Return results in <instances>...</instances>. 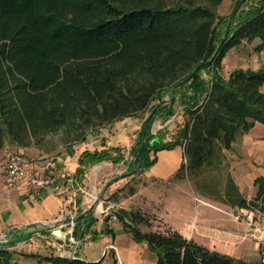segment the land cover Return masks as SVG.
<instances>
[{"label": "trees", "instance_id": "1", "mask_svg": "<svg viewBox=\"0 0 264 264\" xmlns=\"http://www.w3.org/2000/svg\"><path fill=\"white\" fill-rule=\"evenodd\" d=\"M222 3L0 0V151L7 142L28 147L62 129L82 131L76 138L81 143L86 130L151 108L131 150L134 167L142 164L138 176L157 163L158 152L182 147L185 160L173 179L188 178L202 195L233 208L264 212V176L255 180L257 195L250 200L231 174L222 188L205 177L208 169H219L224 152L241 136L264 125V66L222 75L232 49L259 41L256 49L264 50V0H235L227 17L217 12ZM173 89L176 99L168 107ZM176 105L187 121L165 142L152 134V126L174 117ZM123 159L117 147L86 151L80 161ZM137 191L131 188L128 197ZM111 197L118 202V193ZM88 213L91 217L93 210ZM115 215L125 232L147 244L156 264H262L212 251L141 208ZM83 222L80 218L79 228ZM14 243H0V264H21ZM39 259V264H94L53 254Z\"/></svg>", "mask_w": 264, "mask_h": 264}, {"label": "crops", "instance_id": "2", "mask_svg": "<svg viewBox=\"0 0 264 264\" xmlns=\"http://www.w3.org/2000/svg\"><path fill=\"white\" fill-rule=\"evenodd\" d=\"M259 52L261 55L264 50ZM255 66L249 65L243 69L258 70L264 65L255 64ZM228 76L225 75L224 77L228 78ZM262 91L264 92V86ZM131 124L130 121H123L119 124L117 127L119 132L114 137L106 135L104 130L97 131L95 136L91 138L92 144L86 140L74 146L73 150L67 152L63 157H55L57 159V174L67 176L69 182L63 183L62 181L58 186L46 189L38 200H29L24 196L21 189L12 188L17 191L15 192L17 193L15 196L16 218L12 220L11 216H8L3 221L4 223L0 221V237L9 234L11 242H15L11 248L21 254L40 256L42 252L47 251L50 254L58 255L51 241L67 235L66 222L70 218L78 215L84 220L83 215L87 213V217H89L85 219L86 223L83 222L80 227V232L84 235L81 243L106 244L103 247V257L108 254L113 255L116 264H156V255L149 250L147 244L135 241L131 234L123 230L119 221L108 219L107 216L93 211L91 217L95 222L90 224L93 219H90L91 217L88 215L91 210L88 192L95 190L103 203V197L108 198L124 187L125 184L118 182L119 178L135 169L131 150L133 145L135 147L137 143L139 128L133 132L129 129ZM117 147L121 150L127 148L129 157H126L122 151L124 159L119 163L112 161L92 163L87 161V163L81 164L80 160L86 151L95 152ZM178 149H181L180 156L175 154ZM235 150H238L240 155H236ZM225 152L232 160L230 174L240 191L244 196L245 193L256 196L255 180L264 176V125L257 123L253 129L241 136L229 151ZM131 159L133 160L131 161ZM184 160L182 147L158 152L157 163L140 174V177H143L147 183L145 187L158 188L161 193L155 198L144 196L145 204L143 205L134 203L141 194L140 190L133 196L123 198L122 203L114 201L111 204L121 206L126 210L141 208L148 211L173 230L179 231L187 239L194 240L212 251L227 254L243 261L249 257L256 259L255 262L261 261L260 248L254 240L247 237L248 234H251V229L245 221L235 219V214H244L247 209L233 208L197 193L188 179H173ZM122 163L128 164L125 174L109 178L101 190L97 186H92L91 190L85 189L84 186L88 183L86 170L90 165L101 164L112 169ZM2 171L4 170L2 169ZM3 176L6 179L5 172ZM130 177H134V175ZM112 180L118 181L107 187ZM174 191L177 192L176 196ZM79 192L83 193V197L78 200ZM10 221L12 223L9 225ZM42 224H47V227H40ZM18 227L23 228V231L17 232L16 228ZM66 228L67 231H65ZM30 237H34L32 249L28 248L30 246L28 244L21 252L20 244ZM19 238L22 241L17 242ZM68 247L69 250L72 245L69 244ZM21 254L17 256V260L21 264H27L25 261L28 258ZM77 258L83 259L79 255Z\"/></svg>", "mask_w": 264, "mask_h": 264}, {"label": "rangeland", "instance_id": "3", "mask_svg": "<svg viewBox=\"0 0 264 264\" xmlns=\"http://www.w3.org/2000/svg\"><path fill=\"white\" fill-rule=\"evenodd\" d=\"M235 8V0H223V3L217 7V12L223 16L227 17L230 16ZM259 44V41L255 42H245L242 46L232 49L229 51L225 58V63L223 64L222 74L229 75L231 71L238 69V68H246L247 66H253L256 67L255 64H263L264 65V53L261 55L260 52L256 49ZM255 70V69H254ZM169 99V96L166 97V100ZM157 102H155L156 104ZM151 108H149L147 111L131 116L128 118H124L122 120L116 121L112 124H109L105 127H100L97 129H89L86 130L85 137L86 140L90 141V144H92L91 138L95 136L97 131H103L106 135L110 137L117 136L118 130L117 127L119 124H121L123 121H130L132 124L129 126V129L131 131H136L138 128L139 133L142 131L144 122L147 120V118L151 115ZM187 117H185L182 113V110L179 105H176V115L168 120H165L163 118L157 119L152 127L153 132H157L158 136H160L165 142H169L170 140L175 139L182 126L186 123ZM167 124V125H166ZM159 126H163L164 128L159 130ZM82 134V131H74L67 132L66 130H59L58 132L47 134L45 136H41L38 139H34L32 143L28 147H22L18 148L15 145L7 142L5 147L0 151V221L4 223L3 221L8 217L11 216V219L14 220L16 218V212L17 207L15 204V196L17 193L16 190L12 189L6 182V179L3 176L4 171L3 165L7 159V156L9 153L12 152H22L29 158H55L57 156L63 157L67 152H71L73 150V147L76 145H79L81 143L76 142V138ZM139 135V134H138ZM241 138V137H240ZM85 140V141H86ZM134 147V145H133ZM122 151L126 157H129L128 153L129 150L127 148H122ZM238 151V150H237ZM236 150L234 153L236 155H240ZM113 155H116V152L112 151ZM177 156L181 154V149H178L176 151ZM154 153H152V158L154 157ZM130 160V158H129ZM133 159H131L132 161ZM127 163V162H126ZM126 163H122L121 165L117 167H113L110 169V167L106 165L97 164L95 166H91L87 168L86 174H87V180L88 183L84 186L85 189L91 190V187L97 186L98 188L103 189L105 187V184H107L108 179L112 178L114 176L123 175L127 171V165ZM232 166V160L227 156L226 152H224V157L222 158V165L219 167L218 170L211 171V169H208L205 173V177L209 182L214 181L215 184L219 186V188H222L225 183V178L228 174H230ZM4 170V169H3ZM188 179V178H184ZM193 187L195 188L196 192L201 194L200 191L197 189V187L194 185L193 181L188 179ZM118 180H112L108 183V186H111ZM120 184H125L122 189L117 191L118 197L116 200H118V203H122L123 198H127L128 194L130 192L131 188H134L136 190H140V195L136 199L134 203H140V205L145 204L143 201V197L148 198H155L156 195H159L161 193V190L154 187H145L147 183L143 180V177L138 176L137 174L134 175V177H128L119 179L118 181ZM128 182V183H126ZM93 189V188H92ZM165 190V189H164ZM100 192V191H98ZM175 196L177 195V192L174 191ZM173 194V195H174ZM202 195V194H201ZM245 196L249 199L255 198L254 195L245 193ZM83 197V193H78V200ZM114 203V200L111 196L108 198L103 197V206L107 207L111 203ZM131 204V203H130ZM133 204V203H132ZM137 205V204H136ZM147 209V208H145ZM114 213L116 211H113ZM76 218H79L78 215ZM110 219V216L107 217ZM78 225L76 226V235L77 237L82 239L84 238V235L82 232H80L79 228V221ZM118 221V220H117ZM12 222L10 221L8 224L10 225ZM155 224V223H154ZM104 225V224H103ZM68 228V227H67ZM67 228L65 231H67ZM144 230L146 228L142 227ZM89 239V238H88ZM11 240L8 242L10 243ZM34 242L29 243V249L31 250L33 247ZM106 244L102 243L100 245H97L94 242H83L80 243L77 254L83 258V260L88 262H93L94 264L100 262L99 264H116V260L113 255L108 254L106 257H103V247ZM69 248V247H67ZM24 249L21 250L23 252ZM21 254L20 252L18 255ZM17 255V256H18ZM50 254L47 251L42 252L40 257H31L28 258L25 263L27 264H39L41 257L50 256ZM256 259H253L252 257H249L245 259L246 262H255ZM24 262V261H23ZM43 264H47L46 262H43Z\"/></svg>", "mask_w": 264, "mask_h": 264}, {"label": "built area", "instance_id": "4", "mask_svg": "<svg viewBox=\"0 0 264 264\" xmlns=\"http://www.w3.org/2000/svg\"><path fill=\"white\" fill-rule=\"evenodd\" d=\"M163 128V126H159L158 129L161 130ZM152 134L158 135L153 130ZM56 163V158L31 159L22 152L9 153L3 165L6 182L11 188L21 189L27 199L32 201L38 200L46 189L58 186L62 181L63 183L69 182L67 176L57 174ZM88 197L91 210L107 217L110 216L111 219L118 220L115 213L118 210L124 209L121 206L112 204L104 207L95 190L88 192ZM113 211L116 212L114 213ZM235 219L245 221L251 229V234H248L247 237L257 243L261 251V262L264 264V213L254 209H247L244 214H235ZM77 225L78 220L76 216H73L66 222V226L68 227L67 235L51 241L59 256L69 259L77 258V250L81 243V238L76 235ZM40 227H47V224H42ZM16 230L17 232H21L23 228L18 227ZM9 241V234L0 237V243L2 244H7ZM33 241L34 237L23 240L20 244V249H23ZM69 244L72 247L68 250Z\"/></svg>", "mask_w": 264, "mask_h": 264}, {"label": "water", "instance_id": "5", "mask_svg": "<svg viewBox=\"0 0 264 264\" xmlns=\"http://www.w3.org/2000/svg\"><path fill=\"white\" fill-rule=\"evenodd\" d=\"M176 99V89H173V92H172V97H171V102L170 104L168 105V107H171L172 106V103L175 101ZM142 167V164H140L139 167L135 168L132 172H130L129 174H126V175H123L121 176L119 179H123V178H126V177H130V176H133L135 175ZM83 218L84 220L87 218V213H85L83 215ZM90 219H93V217H91Z\"/></svg>", "mask_w": 264, "mask_h": 264}]
</instances>
